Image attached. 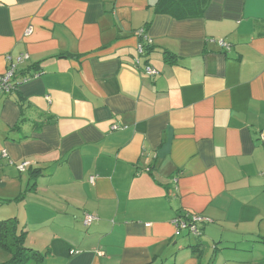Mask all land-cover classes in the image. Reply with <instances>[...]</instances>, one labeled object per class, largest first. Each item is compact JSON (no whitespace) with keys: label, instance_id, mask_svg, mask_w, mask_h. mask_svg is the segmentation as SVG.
<instances>
[{"label":"crops","instance_id":"crops-1","mask_svg":"<svg viewBox=\"0 0 264 264\" xmlns=\"http://www.w3.org/2000/svg\"><path fill=\"white\" fill-rule=\"evenodd\" d=\"M158 2L0 0V76H34L0 91V215L44 264H262L264 0Z\"/></svg>","mask_w":264,"mask_h":264},{"label":"built area","instance_id":"built-area-1","mask_svg":"<svg viewBox=\"0 0 264 264\" xmlns=\"http://www.w3.org/2000/svg\"><path fill=\"white\" fill-rule=\"evenodd\" d=\"M27 34H29L27 32ZM140 38L144 39L142 43H139L137 52H138V57L141 58V56L146 55L147 49L149 48L147 45H152V40L147 36L145 33V30H140L139 31ZM145 42V43H144ZM220 47L225 50L229 51L231 49V46L226 43L225 41H218ZM136 60V65H140V59ZM29 59V55L27 54H22L18 56L16 59H13L11 56L7 57V62L9 64V68L6 72L5 75L0 76V91L3 93H10L14 90H17L22 84H25L29 82L33 77H29L27 75H23L21 78L18 76L19 71H18V65L23 64L25 61ZM146 73L149 74L150 76H157L159 73L157 70L152 68L151 66H147L145 69ZM37 75L35 74V77ZM50 100V99H49ZM113 130H118L119 127L117 125H114L112 127ZM259 140L264 144V132H261L259 135ZM4 155L6 153L4 152ZM22 170H24V166L21 167ZM261 176L264 180V170L261 173ZM94 177H92L90 180L92 183H94ZM176 180V179H175ZM99 218L95 215L86 213L84 217V225L86 227L91 226L93 223L98 221ZM210 222V220L202 215L190 213L187 214L186 216H178L174 221L173 224L177 228V232H186L188 234L195 235L197 237L202 235L201 228L203 227L204 224Z\"/></svg>","mask_w":264,"mask_h":264},{"label":"trees","instance_id":"trees-1","mask_svg":"<svg viewBox=\"0 0 264 264\" xmlns=\"http://www.w3.org/2000/svg\"><path fill=\"white\" fill-rule=\"evenodd\" d=\"M202 0H159L157 11L165 13L169 10H178L188 4V8H195ZM198 9L194 10L196 12ZM187 12H185L186 14ZM184 14V15H185ZM168 54V53H166ZM170 58V57H169ZM168 59V58H167ZM22 200V196L14 201ZM4 203L12 201H2ZM203 234V227L201 228ZM27 231L20 225L16 217L0 220V248L11 255V259L5 264H44L48 252H40L26 245ZM264 244V238L261 239ZM264 264V259L261 262Z\"/></svg>","mask_w":264,"mask_h":264},{"label":"rangeland","instance_id":"rangeland-1","mask_svg":"<svg viewBox=\"0 0 264 264\" xmlns=\"http://www.w3.org/2000/svg\"><path fill=\"white\" fill-rule=\"evenodd\" d=\"M7 207V206H6ZM6 207H3V209H4V211H3V213H2V215H0V218L2 219L3 217H4V215L3 214H8L7 212H6ZM10 210L12 211V208H10ZM28 244H30V242H27ZM237 246H239V245H237ZM241 248V247H240ZM240 250H244V249H240ZM235 256H236V258L238 257V256H240V254L238 253V254H235Z\"/></svg>","mask_w":264,"mask_h":264}]
</instances>
